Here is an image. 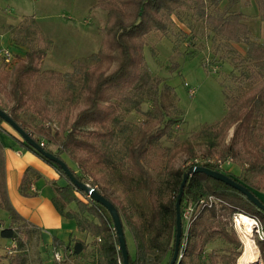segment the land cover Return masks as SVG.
<instances>
[{
  "label": "trees",
  "instance_id": "obj_1",
  "mask_svg": "<svg viewBox=\"0 0 264 264\" xmlns=\"http://www.w3.org/2000/svg\"><path fill=\"white\" fill-rule=\"evenodd\" d=\"M223 1L98 0L95 6L107 13V20L100 28L101 44L95 53L96 61L83 69L82 86L78 93L73 74L42 69V63L52 48L51 40L44 39L46 48L31 47L18 61L0 65L2 110L1 96L6 94L11 104L4 111L39 145L45 143V139L47 143L42 147L64 160L79 180L89 184L86 172L103 168L114 174L135 198L133 208L144 218L143 225L111 196L95 187L118 209L125 236L126 227L133 234L136 254L130 255L129 264H169L172 260L177 234V196L184 175L192 167L190 164L169 170L164 178L163 171L157 176L151 172L157 157L161 160L171 151L163 144V139L173 137L174 126L179 121L174 113L179 108L174 100V88L161 76L152 74L147 63L146 47L150 45L151 35L167 37L172 33V16L178 11L193 9L227 41L246 46L244 55L235 51L232 75L236 80L251 82V87L236 97L215 129L204 128L195 135L207 140L219 139L234 127L226 154L236 156L241 146L248 159L244 171L256 177L264 176V43L253 38L246 14L221 9ZM226 1L228 5H236L242 0ZM255 1L257 15L264 21V0ZM190 2H194L193 6ZM210 6L212 10L208 9ZM45 96L59 97L70 109L76 108L83 97L86 107L76 114L73 122L63 125L62 130H53L47 125L48 111L41 104ZM146 101L151 105L145 111L143 104ZM132 112L144 115L136 133L129 132L134 124L127 117ZM3 122L5 120L0 117V125ZM122 137L123 146L119 148L118 140ZM17 140L22 147L56 168L65 180L64 185L49 181L56 193L53 202L65 218L75 220L79 235L73 236L69 244L57 240L56 245L73 247L75 256L80 260L97 264L123 262L114 221L107 208L75 186L61 165L47 159L22 137ZM177 144L180 146L175 154L184 151L190 153L189 159L195 157L190 142ZM172 157L170 155L164 160L166 166L170 165ZM71 162L77 163L82 171L79 172ZM193 166L223 172L244 184L222 170L218 163L196 162ZM32 171L29 168L25 173L21 185L23 193ZM167 192L170 195L165 201L154 204L155 199L162 200ZM189 203L193 204V213L187 224L184 212ZM0 207L11 218V225L2 229L1 237L7 241L15 238L21 247L29 245L36 230L20 216L9 200L1 139ZM238 214L256 219L264 236V211L247 196L206 173L198 172L190 176L181 204L182 233L175 264H238L243 253V242L234 223ZM216 243H221V246L208 249ZM256 243L264 263V237L257 238ZM4 246H0V264H28V252L9 256L4 253Z\"/></svg>",
  "mask_w": 264,
  "mask_h": 264
},
{
  "label": "rangeland",
  "instance_id": "obj_2",
  "mask_svg": "<svg viewBox=\"0 0 264 264\" xmlns=\"http://www.w3.org/2000/svg\"><path fill=\"white\" fill-rule=\"evenodd\" d=\"M97 2L98 0H0V48L9 47L13 52L14 60L9 64L23 58L31 47L46 48L44 39L51 40L52 48L42 63V69L73 74L78 93L82 86L83 69L96 61L95 53L101 44L100 28L107 20V13L95 6ZM193 4L194 2H190V6ZM220 8L228 12H244L253 38L264 43V21L257 15L255 0H242L236 5H228L225 0ZM208 9L212 10V6ZM172 18V33L167 37L151 35L150 45L146 47L147 63L152 74L161 76L174 88V100L179 108V111L174 113L179 121L174 126L173 137L163 139V144L171 151L161 160L157 157L158 160H155L151 169L152 174L157 176L163 171L164 178L169 170L184 168L190 164L193 166L196 162H222V170L243 181L264 201V176L256 177L244 171L248 159L242 147H238L236 156L226 154L234 127L219 139L207 140L195 135V132L204 128L215 129L226 115L229 106L236 101V97L251 87V82L236 80L232 75L235 51L244 55L246 46L227 41L213 31L191 8L178 11ZM3 63L6 64L0 55V65ZM236 73L238 74L237 71ZM190 88L195 89L194 96L190 94ZM10 104V97L3 94L1 105L4 110H7ZM41 104L48 111L47 125L59 131L63 125L73 122L76 114L86 107L83 97L74 109H70L68 104L57 96H45ZM150 105V102L146 101L143 109L148 110ZM127 119L134 124L129 132L136 133L144 115L132 112ZM123 140L124 137L118 140L119 148L123 146ZM183 141L190 142L194 148V158L189 159L190 153L184 151L175 154L180 146L177 143ZM170 155H173L172 160L170 165L166 166L164 160ZM71 163L79 172L82 171L77 163ZM85 176L90 186L98 187L111 196L134 220L143 225L144 218L133 208L135 198L124 189L114 174L98 167L86 172ZM169 195L167 192L162 200H153L154 204H160ZM251 218L257 222L254 229L255 240L263 238L260 224ZM236 231L239 235L237 228ZM126 233L129 253L134 256L135 239L128 227ZM219 246L221 243H216L208 249ZM28 247V264H43L44 260L45 263L48 262L46 258L50 253L45 252V258L36 243L29 244Z\"/></svg>",
  "mask_w": 264,
  "mask_h": 264
},
{
  "label": "crops",
  "instance_id": "obj_3",
  "mask_svg": "<svg viewBox=\"0 0 264 264\" xmlns=\"http://www.w3.org/2000/svg\"><path fill=\"white\" fill-rule=\"evenodd\" d=\"M18 138L21 139V135L7 122L0 125L9 200L20 216L36 230L29 244L36 243L45 258V252L50 253L46 258L48 262L44 260L43 264H55L51 251L55 241L69 244L73 236L79 235L75 220L65 218L53 202L56 193L49 181L64 185L65 180L51 164L22 147ZM29 168L34 171L29 174L30 179L23 193L21 185ZM10 225L9 213L0 207V246L8 243L1 237V231Z\"/></svg>",
  "mask_w": 264,
  "mask_h": 264
},
{
  "label": "water",
  "instance_id": "obj_4",
  "mask_svg": "<svg viewBox=\"0 0 264 264\" xmlns=\"http://www.w3.org/2000/svg\"><path fill=\"white\" fill-rule=\"evenodd\" d=\"M0 117L5 120L13 129H15L21 137L28 142L31 146H33L36 150L41 152L47 159L58 163L64 169L72 183L77 186L80 190L85 191L93 200L102 204L107 210L110 212L113 221H114V228L116 234L118 236L119 247L122 251L123 256V264H129L130 253L127 246V240L125 236V231L122 223V219L120 213L116 206L106 198L103 194H101L95 187L90 186L89 184L79 180L74 173L71 171L67 163L62 160L61 158L57 157L55 154L45 150L41 145L37 143L21 126H19L11 117L10 115L0 108ZM202 172L206 173L207 175L213 177L216 180H219L235 189L240 191L242 194L247 196L249 200H251L257 207L264 211V202L256 196V194L246 185L238 182L231 176L226 175L223 172L212 170L205 166H192L188 169L184 178L182 180L179 194L177 196L176 202V224H177V234H176V246L172 260L169 264H175L178 258L179 253V245L181 241V233H182V215H181V204L182 199L185 191V187L187 185L188 179L195 173ZM257 225V224H256ZM256 229V227L254 228ZM257 231V230H256ZM262 239V238H261ZM243 254V253H242ZM242 256V255H241ZM240 256V257H241ZM239 257V258H240Z\"/></svg>",
  "mask_w": 264,
  "mask_h": 264
},
{
  "label": "built area",
  "instance_id": "obj_5",
  "mask_svg": "<svg viewBox=\"0 0 264 264\" xmlns=\"http://www.w3.org/2000/svg\"><path fill=\"white\" fill-rule=\"evenodd\" d=\"M0 55L4 59V61L9 64L14 60L13 52L9 47H1L0 48ZM189 92L192 96L195 94V89L190 88ZM45 143L41 142V146H43ZM224 163L220 162V167L222 168ZM205 200H202V202ZM212 201V200H211ZM193 213V204L189 203V205L186 207L184 212V218L186 223H190ZM255 221V220H254ZM257 224V222L255 221ZM4 253L12 256L19 252H29L28 244H26L24 247H21L19 241L15 238H12L8 241V243L5 244ZM52 256L55 264H97L94 261H84L80 260L75 256L74 248L71 246L63 245V246H57L53 244L52 247ZM120 264H123L121 260H119Z\"/></svg>",
  "mask_w": 264,
  "mask_h": 264
},
{
  "label": "bare ground",
  "instance_id": "obj_6",
  "mask_svg": "<svg viewBox=\"0 0 264 264\" xmlns=\"http://www.w3.org/2000/svg\"><path fill=\"white\" fill-rule=\"evenodd\" d=\"M235 223L244 245V252L238 264H263L254 235L255 221L250 216L239 214L235 218Z\"/></svg>",
  "mask_w": 264,
  "mask_h": 264
}]
</instances>
